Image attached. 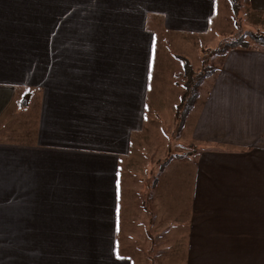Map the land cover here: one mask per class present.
<instances>
[{
  "label": "rangeland",
  "instance_id": "obj_1",
  "mask_svg": "<svg viewBox=\"0 0 264 264\" xmlns=\"http://www.w3.org/2000/svg\"><path fill=\"white\" fill-rule=\"evenodd\" d=\"M7 18L15 33L0 42L2 71L35 68L32 76L27 72L21 80L29 87L58 85L65 69L66 82H71V71L81 69L80 89L66 98L70 123L56 115L54 129L68 137L67 153L75 168L80 169V163L85 166L88 178H105V165L114 158L120 161L117 174L125 179L119 183L125 207L129 211L132 202L140 214L142 227L131 236L134 243L138 241L139 264H185L184 226L176 219L190 206L194 149L200 143L193 130L200 101L177 134L176 107L185 81L181 56L196 71L220 66L223 56L206 51L238 35L230 0H0V22ZM243 28L264 31L252 28L246 19ZM246 37L252 48L264 47L251 34ZM61 52L68 53L64 62L58 56ZM35 61L43 62L44 74L64 69L62 75L38 82L33 77L40 63ZM213 79L211 75L203 81L199 96L205 95ZM31 90L32 102L19 105V111L12 109L9 121L0 122V140L35 141L42 96ZM22 100L21 95L19 103ZM56 110L62 112L63 105ZM57 139L61 138L57 135ZM170 155L172 160L162 170L158 161ZM124 237L129 243L130 236ZM88 243L92 250V241ZM104 258L99 254L98 263Z\"/></svg>",
  "mask_w": 264,
  "mask_h": 264
},
{
  "label": "crops",
  "instance_id": "obj_2",
  "mask_svg": "<svg viewBox=\"0 0 264 264\" xmlns=\"http://www.w3.org/2000/svg\"><path fill=\"white\" fill-rule=\"evenodd\" d=\"M243 10L248 25L264 28V0H250ZM10 20L0 22V42L15 33ZM67 54L58 55L62 62ZM35 62L33 78L47 82L55 72L44 74L43 62ZM34 69H0V122L32 102L31 89L42 96L35 141L0 140V264H99V254L105 257L100 264H108L109 248L111 264H139L138 241L131 236L142 227L140 214L132 202L129 211L125 207L120 161L105 165V178H88L85 166L75 168L67 153L68 137L54 129L56 115L70 123L66 98L80 89L81 69L71 71V82L65 69L58 85L28 87L21 80ZM212 76L198 98L193 132L200 143L189 210L176 219L184 226L185 264H264V47L230 49ZM60 103L62 112L56 110Z\"/></svg>",
  "mask_w": 264,
  "mask_h": 264
},
{
  "label": "trees",
  "instance_id": "obj_3",
  "mask_svg": "<svg viewBox=\"0 0 264 264\" xmlns=\"http://www.w3.org/2000/svg\"><path fill=\"white\" fill-rule=\"evenodd\" d=\"M231 8L233 11V18L236 27L238 28V35L236 37L225 38L216 49L206 51L208 54L218 53L224 56L230 49L233 48H252V43L247 39V34H251L254 40L264 46V31H246L243 28L244 16L242 9L245 5H250V0H230ZM246 37V38H245ZM184 65V92L182 93L181 100L176 107V118H177V134L183 130L186 125L187 118L193 110L196 101L200 95V86L203 81L213 75L218 66H206L202 70L196 71L192 62L181 56ZM179 155V154H178ZM172 159V155L165 158L160 164L165 166Z\"/></svg>",
  "mask_w": 264,
  "mask_h": 264
}]
</instances>
